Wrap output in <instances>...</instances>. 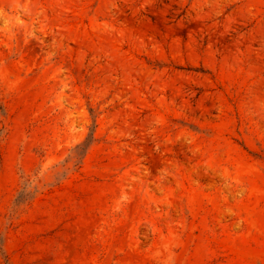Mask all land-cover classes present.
<instances>
[{"label": "rangeland", "instance_id": "obj_1", "mask_svg": "<svg viewBox=\"0 0 264 264\" xmlns=\"http://www.w3.org/2000/svg\"><path fill=\"white\" fill-rule=\"evenodd\" d=\"M0 264H264V0H0Z\"/></svg>", "mask_w": 264, "mask_h": 264}]
</instances>
